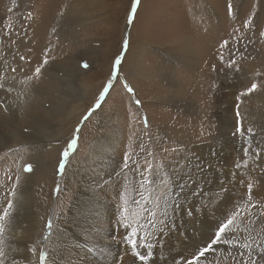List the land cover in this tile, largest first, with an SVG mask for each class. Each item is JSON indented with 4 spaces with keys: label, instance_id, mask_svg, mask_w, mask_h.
Listing matches in <instances>:
<instances>
[{
    "label": "rangeland",
    "instance_id": "374dc122",
    "mask_svg": "<svg viewBox=\"0 0 264 264\" xmlns=\"http://www.w3.org/2000/svg\"><path fill=\"white\" fill-rule=\"evenodd\" d=\"M93 1L96 3L90 6L87 0H84V7L90 11L92 17L86 21L85 30L82 24H77V29L80 28L78 43L73 51L65 50L71 58L70 64L74 61L75 67L83 69L84 73L75 77L78 74L75 68L73 70L75 73L71 69L70 73L66 74L65 70L63 72L62 70L67 65H63L57 69L59 71L48 73L49 76H45L42 81V83L52 81L51 87L47 86L46 89L44 85L36 84L33 87L24 85L31 89L40 88L39 90L47 98L38 107L36 115L30 116L32 121L25 123L24 129H28L25 134H30V131H34L35 134L32 137L25 136L29 140L23 141V139L22 145L9 147L5 149V152H0V167L8 163H16L19 169L12 174L19 172L22 177V162L26 160L25 152L32 153L27 147L28 144L37 146V139L41 136L43 137L42 146L44 144L43 152L52 153L54 148L50 145L53 137L56 138L54 145L61 146L64 143L62 147L64 149L67 142L77 134V129L79 130L78 145L67 164L76 157L74 153L77 151L81 152L79 157L86 158L82 151L87 150L89 142H105L107 150L101 151V155L103 154L107 159L111 155L114 159L120 160V166L118 162L115 164L122 169L124 153L128 150L139 153L140 145L144 146L145 152L153 151L157 161L163 160L168 164V160L175 161L176 155L181 153V144L191 140L199 132L207 131L210 136L212 135L208 141H198L201 146L217 145L225 141L233 130L231 126L226 129L221 127L217 110L219 106L216 101L219 87L231 84L235 76H239L240 71L246 74L248 86L253 82L259 86L264 85V36L260 35V32H264V0H231L234 8L237 5L240 6L239 15L228 13L229 0H207L209 10H204L197 5L200 0H140L138 6L135 0ZM21 2L22 9L19 5ZM47 9H51L49 0H0V33L9 26L14 29L11 40L0 42V64L5 65L6 69L15 68L14 74L18 72L19 66L23 67L22 69L31 66L34 68L40 63L43 56L38 48L39 43L37 44L42 38L40 25L42 17L40 16L43 14L42 11ZM133 9H135V18L129 23V19L133 16ZM58 10L61 11V8ZM249 15L252 16L251 30L241 27L242 21ZM190 26L202 27L200 30L209 43L208 46L218 43L217 41L221 42L218 44L224 61L220 60L219 65H213L207 60L206 65L211 64L210 74L201 71L200 52L206 47H202V40L190 32ZM234 29L238 31L234 33ZM240 36H244V39L238 44L236 39ZM225 38H229V43L227 46H222ZM126 41H130V44L124 48ZM122 49H124L123 52ZM186 49L189 50L186 58L177 59ZM117 55L122 57L119 79L116 80L107 102L103 104V110L97 111L85 121L83 116L94 104L99 92L112 75V66ZM20 56H24L25 60L21 61ZM189 58H192L191 62H188ZM230 60L235 61L231 67H229ZM15 62L18 63L16 66ZM258 62H261L260 66L255 65ZM151 63L160 67H154L150 72L155 70L161 72L160 77L153 80L148 78L147 73ZM85 64L88 67H84ZM125 79L135 89V95L129 94L124 88ZM204 79H209L205 90L202 89L203 84H201L204 83ZM221 80L226 82L221 83ZM134 81H137L141 87L137 88ZM152 81H156L159 87L149 89ZM200 89L204 95L199 93ZM236 92L237 109L238 103L241 104L238 99L242 95L241 90ZM34 98L33 94L21 96V100L26 104L34 105ZM135 99H140L141 104H134ZM182 100H186L187 108H183ZM206 100L214 102L212 109L202 106L201 103ZM189 103L200 106L189 108L191 105ZM4 104L7 105V111L4 109V112L12 118L13 113L5 100ZM144 118H147V125L144 123ZM245 126L251 127L255 133H260V130H264V119L251 118L247 120ZM35 130L39 132L36 133ZM10 148L17 151L10 152ZM57 148L58 154L55 158L58 164L54 168V178L57 183L53 187V195L49 192L52 196L51 200L47 199L48 204L44 203L48 219L58 217L65 210V202L61 200L64 186L61 187V185L64 183L63 176L67 165L63 173L58 171L62 151L61 147ZM163 148L168 149L166 155L161 153ZM173 149L178 151L174 153ZM169 155L171 157L167 158ZM139 158L143 163L144 154L140 153ZM87 161L90 164L92 160L88 158ZM9 166L6 170L11 168L10 164ZM6 170L0 169V202L2 200L5 202L6 194L11 189L10 181L2 178ZM129 174L132 177L131 172ZM17 190L18 188L16 192ZM10 196L8 195L7 199H10ZM32 207L35 213L41 210L37 200Z\"/></svg>",
    "mask_w": 264,
    "mask_h": 264
},
{
    "label": "bare ground",
    "instance_id": "6f19581e",
    "mask_svg": "<svg viewBox=\"0 0 264 264\" xmlns=\"http://www.w3.org/2000/svg\"><path fill=\"white\" fill-rule=\"evenodd\" d=\"M69 1L71 2L70 4L68 3ZM49 2H51V9L43 10V14L40 16L42 17L40 21L42 38L37 44L39 43L38 48L42 53L43 49L46 47L51 48V62L44 68L42 76L38 80H34L31 84H24L29 87L38 84L40 86L44 85L47 89V86L53 84L52 81L42 83L45 76H49L48 73L59 71L57 69L61 68L63 65H67L66 68L62 70V72L65 70L66 74H69L71 69L73 71L76 68L74 61L70 64L71 58L67 55L65 50L73 51L75 48L74 46L78 43V31L80 28L77 29V24H82L83 30H85L87 27L86 21L92 17L90 11L84 7V0H62L61 2L58 0H49ZM94 3H96V1L87 0V4L90 6H93ZM19 5L22 9L23 3L21 2ZM197 5L204 10H209L210 8L207 0H200ZM58 8H61V11H59ZM91 9L93 10V7H91ZM229 26L231 27V25ZM190 28V32L195 37H198L199 40H202L201 46L206 47L204 51L200 52L202 57V65H200L202 72L210 74L209 72L211 69H209V67L211 64L206 65V61L209 60L213 65L220 64L222 50L218 43L221 44V42L217 41L218 43L208 46L209 43L200 30L202 27L190 26ZM225 40L229 41V38H225L223 41ZM188 51L187 49L182 51L181 56L177 57V59L184 60ZM191 59L192 58H189L188 62H191ZM199 59L201 60L200 57ZM17 64L16 62L14 63L15 66ZM160 65L162 66V63H160ZM255 65L260 66L261 62ZM154 67L160 66L151 63L149 70H147L149 74L148 78L152 80L153 78H158L161 74L159 70L150 72ZM22 68L23 67L19 66L16 74L10 71L4 72V78L5 81H7L5 83V89L14 84L15 90L9 93L5 91V89H0V104H4L5 100L13 113V117L11 118L4 112V107L0 106V152H5V149L9 147L13 148L16 145H22L24 143L23 141L29 140L26 139L25 136L32 137L35 134L33 133L34 131H30V134H25L23 129L25 123H30V116H33V114L36 115L38 107H40L43 100L47 98L45 94L39 90L40 88L38 89L36 86L34 89L26 88L19 83L20 81H24L26 76L32 75L34 69L33 66L30 68ZM4 69H6L5 65L0 64V72H3ZM75 70L78 72L75 77H78L80 73H84L81 68H76ZM13 75H15L16 80H9ZM74 75L75 74H73V76ZM238 75L239 76H235L236 78L231 84L227 81V85L219 87V95L217 94L218 97L216 98L219 106L217 110L219 112L221 127L226 129L231 126L233 131L235 130L236 124V91L241 90L240 93H244L246 89L250 87V85L248 86L246 83V74L240 71ZM208 82L209 79H204V83H201L203 84L202 89L205 90ZM225 82V80H221V83ZM134 84L137 88L141 87L137 81H134ZM156 87H159L156 81H152L149 84V89ZM199 93H202L201 89ZM25 94L35 95L34 105L26 104L21 100V96ZM238 101H242V103L240 102L239 109L241 115L244 117L245 123L251 118H257V120L261 118L264 119V85H261L260 90L251 95H242ZM181 102L184 103L183 108L188 107L186 100H182ZM201 104L207 109H212L214 107V102L212 100L211 102H207L206 100ZM198 105L191 104L189 108L193 106L197 107ZM35 132L37 133L39 131L35 130ZM255 134L256 135L251 139L252 150L259 151L260 149H264V130H260V133ZM211 137L212 135L210 136L207 131L199 132L198 135L194 136L191 140L181 144V153L176 155L175 161H167L170 165L175 164L177 160L183 163L182 158L187 156L192 159L193 164L199 160L201 163H210L212 165V167L206 171L205 179L200 182L197 195L193 196L186 189L185 192L187 194L180 195L179 199H177L179 187L173 185L172 197L169 203H179L182 207L175 213L169 210L168 216H163L160 211H157L158 216L168 220V222L172 224L171 230L165 229L163 230V235H158L161 231V224L157 222L155 228L149 226L146 230L141 229L137 237H131V231L121 227L120 221L123 199H118L117 190L121 189L126 193V197L129 201L127 207L129 209L128 222L130 224L135 225L137 221H139V223H145L147 216L140 215V207L132 203L134 198L138 199L133 190L136 184L129 172L125 175H121L123 170L115 164V162H118L120 166L121 161L114 159L111 155H109V159L103 154L101 155V151L107 150L105 142L103 143L102 141L89 142L87 150L82 151L85 153L86 158L82 156L79 157L81 152L76 150L77 152L74 153L76 157L72 158L70 160L71 162L67 164L63 176L64 183L61 185V187L64 186V193L61 195V197L63 196L61 200L65 202V210L63 212L61 211L62 213L58 217L55 216L51 219L52 228L49 232L46 227L49 219L48 215L45 214L44 209L47 208H45L44 203L47 199L51 200L52 196L49 195V192L52 194L53 187L55 183H57L54 178V168L58 164V160L55 157H57L56 154H58L57 147H61V151H63L62 147L64 143H62L61 146L54 145L56 138L53 137L50 147L54 148V150L52 153H45L42 150L44 148V144L42 146L43 137L40 136L36 142L37 146L28 144L27 147L30 148L32 153L26 151V156L24 158L26 160L22 162V169L25 163H32L34 165V171L27 174L22 171L19 184L17 185L13 182L9 184L11 189L18 188V190L15 197L10 196V199L14 200L16 203V208L12 210L14 211V223L5 237L8 243L5 249L8 250V245H11L12 248L19 249V255H17L19 264H29V261L31 264H37L38 254L41 249H45L49 252L50 264H53V262L54 264H174V257H176V264H179L180 258L177 254L183 251L187 244L194 242L193 237L196 239L202 238V232L210 230L216 220L222 221L225 214L230 215L237 207H243L244 202L240 197L245 193V184L240 181L254 184L253 202L264 201V171H261L264 169V153H262V159L259 165L254 166L252 160L244 156L242 149L246 143L245 140L230 135L225 141L217 145L201 146L198 144V141H208ZM29 145H31V147ZM135 146H137V144H135ZM44 154H47V156H44ZM170 157L171 155L167 158ZM88 158L92 160L90 164L87 161ZM246 159L247 168L242 167L236 169L235 165L237 163H242ZM9 164L11 165V169H13L12 173H14L16 169H19V165L16 163H8L0 167V169L5 171L10 167ZM6 172H8V170H6ZM245 173H247V175H245ZM2 178H6L5 175H3ZM101 188L104 190L101 191ZM222 189H227L228 191L225 192L222 191ZM58 197L60 199V195ZM35 200L40 204L41 209L36 213L32 207ZM222 201H224V203H222ZM46 203L48 204V202ZM56 205L59 206L58 204ZM5 206V202L2 200L0 202V209ZM149 207H151V205H149ZM247 211L248 210H245V212H242L241 217H238V220L242 221L240 225L241 228L244 227L243 217L246 215ZM256 227L261 228L264 227V225L257 223ZM109 232H111V236L108 235ZM149 232L153 233V235L148 236L147 233ZM45 236H47L48 239H44ZM97 237L102 238L103 242L100 243L97 248L93 249L90 242ZM123 237L134 238L140 245H143L145 241H147V243H152L153 248L150 250L151 255L148 259L141 262L138 258H134V252L140 251L143 254L145 252V247L142 246L132 250L131 245L127 243ZM33 246L37 248L36 256H32L28 252V249ZM188 254L187 251L184 252V255ZM224 255H226L225 252L218 251L216 257L209 255L208 261L214 264L218 257ZM25 257L28 259L26 260ZM220 264H227V262L221 260Z\"/></svg>",
    "mask_w": 264,
    "mask_h": 264
},
{
    "label": "snow or ice",
    "instance_id": "6c2138e0",
    "mask_svg": "<svg viewBox=\"0 0 264 264\" xmlns=\"http://www.w3.org/2000/svg\"><path fill=\"white\" fill-rule=\"evenodd\" d=\"M140 0H135V4L138 6ZM228 13L239 15L240 6L237 5L234 8L233 3L229 0L227 5ZM135 9H133V16L129 19V23L133 22L135 18ZM241 27L248 28L251 30L252 27V16H247L241 24ZM238 31L234 29V32ZM259 31V30H258ZM14 29L9 26L3 33H0V42L11 40ZM261 36H264V32H260ZM244 36H240L236 43H241ZM229 41H223L222 46H227ZM130 41H126L124 48H127ZM124 49H122V52ZM50 52L51 48L46 47L43 49V56L39 64H37L33 69V74L26 76L24 81L19 83L23 86L25 83L31 84L34 80H38L43 73L45 67H47L50 62ZM21 61L25 60L24 56H20ZM221 62L224 61V57H220ZM235 61H229V67H231ZM122 66V57L117 55L114 59L112 66V75L107 80L102 90L99 92L98 97L95 99L94 104L87 110L83 119L87 121L94 113L103 110V104L107 102V98L111 94V90L114 88L116 80L119 79V73ZM84 67H88L87 64ZM10 71L15 73L16 69L9 67L0 72V89H5L4 72ZM11 81H15V75L9 78ZM124 88L129 94L135 95V89L128 83L125 79ZM15 90V85L8 87L5 91L11 93ZM260 90V86L253 82L250 87L246 89L241 95H251L252 93ZM242 103V101H240ZM134 104L140 105L141 100L135 99ZM3 106L5 111H7L6 104H0ZM144 123L147 125V118H144ZM25 132L28 129H24ZM78 129L77 134H75L68 142L66 147L61 153V160L59 162L58 171L63 173L65 171L66 165L69 161V157L72 155L74 149L78 145ZM232 137H239L246 141L243 152L244 156L252 160L254 166H258L262 159V153L264 149L259 151L252 150L251 139L256 135L251 127H246L244 122V117L241 115L239 109V103L236 110V124L235 130L230 134ZM259 147V146H257ZM251 150V154H250ZM10 152H16L17 149H9ZM178 151L173 149V152ZM144 154L143 163L139 158V154ZM162 154H167L168 149H161ZM183 163L180 160L173 165H168L165 161H157L155 153L151 150L145 152L143 145L139 147V153L128 150L124 153L122 160V173L125 175L131 172L132 179L135 181L136 187L133 189L136 193L138 199H133L132 203L136 204L141 209L140 215H146L147 220L145 223H137L135 225L128 222L129 209L127 207L129 201L126 197V193L118 189L117 197L118 199H123V205L121 208V227L125 230L131 231V237H137L141 229H147L149 226L152 228L156 227L157 222L161 224V231L158 235H163V230H171L172 224L166 219H162L157 215V211H160L163 216H168L169 210L175 213L180 210L182 205L179 203L170 204L169 200L172 197L173 185L179 187V193L177 194V199L180 195H186L185 190L187 189L193 196L197 195V189L200 187V182L205 179V173L208 169L212 167L210 163H201L197 160L194 164L190 157H183ZM247 159L242 163H237L235 165L236 169L242 167L247 168ZM103 170V169H101ZM22 171L24 173H32L34 171V165L32 163H25L23 165ZM261 171H264L262 169ZM13 169H9L5 173V177L8 181L15 184H19L21 176L19 172L16 175L12 174ZM247 175V173H245ZM103 179V178H101ZM131 182V181H130ZM245 184V193L240 197L243 200V207H237L230 215L225 214L222 221L216 220L210 230L202 232V238L196 239L193 237L194 242L186 245L183 251L177 254L179 259V264H212L208 261V256H217V252H225L226 255L218 257L214 264H220L221 260H225L227 264H264V227L257 228L256 225H264V201L253 202V187L254 184L246 181H240ZM104 189L101 188V191ZM59 191V189H57ZM222 191L227 192V189H222ZM17 194L16 189H10L9 193L6 194L5 204L6 206L0 209V264H19L17 255H19L18 248H12L8 245V250L5 249L6 240L5 237L7 233L11 230L14 223L13 211L16 208V203L12 199H7L8 195L15 197ZM224 203V201H222ZM151 205V207H149ZM246 212L243 217L244 227L241 228V217L242 212ZM186 211V210H185ZM46 227L49 232L52 228V220L49 219ZM111 236V232L108 233ZM148 236L153 235V233H147ZM44 239H48L47 236ZM127 243L131 245V249H137L138 247H145V252L142 254L140 251L134 252V258H138L141 262H144L151 255V249L153 248L152 243H145L140 245L134 238L123 237ZM102 238L97 237L91 241V247L93 249L97 248L100 243H102ZM188 252V255H184V252ZM28 252L32 256L37 255V248L35 246L28 249ZM27 260L28 258L25 257ZM174 264H176V257L173 258ZM29 264L31 262L29 261ZM37 264H50L49 262V252L45 249H41L38 254ZM54 264V262H53Z\"/></svg>",
    "mask_w": 264,
    "mask_h": 264
}]
</instances>
